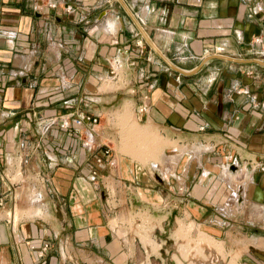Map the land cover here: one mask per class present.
<instances>
[{"label":"crops","instance_id":"0c3cea01","mask_svg":"<svg viewBox=\"0 0 264 264\" xmlns=\"http://www.w3.org/2000/svg\"><path fill=\"white\" fill-rule=\"evenodd\" d=\"M115 1L134 28H120L123 20L96 0H0V264H133L110 231L109 211L113 190L117 207L128 205L141 174L113 154L93 181L97 149L84 151L78 134L59 127L61 117L103 119L115 108L117 92L99 90L112 69L124 86L151 80L140 86L154 89L146 118L184 147L169 151L180 166L160 169L153 192L168 189L179 219L198 221L235 252L236 240L263 230L264 0H122L131 13L141 4L132 14L167 62L186 73L198 68L186 75L148 46ZM47 120L55 123L43 127ZM107 124L95 128L96 147L114 145ZM230 160L231 176L241 175L235 183L223 174ZM31 194L35 210L23 214ZM259 241L241 256L264 255Z\"/></svg>","mask_w":264,"mask_h":264},{"label":"rangeland","instance_id":"374dc122","mask_svg":"<svg viewBox=\"0 0 264 264\" xmlns=\"http://www.w3.org/2000/svg\"><path fill=\"white\" fill-rule=\"evenodd\" d=\"M96 1L102 4L101 6L110 9L112 11L110 15L115 13L118 19L123 20L124 25L120 28H134L130 23L127 25L124 23V21L128 23L129 20L115 0ZM127 2L129 3V0ZM140 5L138 4L132 10L134 15L139 11ZM139 46L144 49V53L149 52L144 42ZM145 63L146 67L148 63L147 61ZM174 65L177 67L190 66L188 63L187 65L186 63ZM162 66H164L163 63ZM148 81L152 83L151 80L144 78L141 82L128 78L124 86L123 80L121 83L120 80L117 82V80L106 79L99 86L101 92H117L119 96L112 103L115 108L107 112L103 119L100 118L102 124H109L108 133L111 137L113 135L115 140L114 145H110L112 156L115 154L119 157L124 170L128 168L138 171L142 180L138 181L139 185L131 184L128 205L117 207L118 204L114 200L117 199V193L114 190L111 193L110 204L114 207H111L109 211L110 231L127 244L133 264H264V255H259L264 253V223L260 224L263 230L252 231L250 236L253 239H245L243 242L236 240L238 250L235 252L232 242L226 243L209 236L201 230L198 221L179 219V209L172 208L173 203L170 202L172 193L168 189L162 186L159 193V189L155 187V192H153V184L158 185L160 169L168 175V166H180L179 160L174 161L176 160L174 153H169V151L174 148L184 149V147L170 142L153 122L146 118L145 112L151 107V96L148 91L152 93L154 89L150 86L143 89L140 86L143 82L149 83ZM168 81V78L158 80L155 87L158 88L161 83L166 84ZM142 91L144 95H141ZM139 96L141 100L137 102L136 99H139ZM109 104L111 105V102ZM198 152H201V149H195L196 157H198ZM169 160H172L171 164ZM183 162L184 159L181 164ZM153 164H155L154 167ZM226 172L231 176L228 169ZM166 178L168 176H165ZM232 182L235 183L234 180ZM179 192L183 195L181 191ZM32 196L34 195H28V206L22 208L23 214L25 209H28V214L35 210L32 208L34 205L30 203ZM252 213L253 209L250 210V214ZM242 227L244 233H250L247 228H254ZM254 239L260 240L259 244L262 246L258 250L259 256L242 257L241 254L248 251V245L252 244Z\"/></svg>","mask_w":264,"mask_h":264},{"label":"built area","instance_id":"2783aa9c","mask_svg":"<svg viewBox=\"0 0 264 264\" xmlns=\"http://www.w3.org/2000/svg\"><path fill=\"white\" fill-rule=\"evenodd\" d=\"M49 6H53L52 3H48ZM67 13H71L72 9L71 8H66L65 10ZM139 42L138 44H140ZM262 39L260 37H256L253 40L254 45H261ZM115 66H119L120 60H117L116 58L113 60ZM111 77L113 78H108L109 80H113L114 77L116 76L115 69H112ZM89 102L91 103H98L97 98L90 97ZM100 116L93 114V113H88V112H82L79 114H75L74 116H67L66 118L62 117L60 118V124L59 127L61 130L68 131L69 129L73 130L76 134H78L79 139H80V145L81 148L86 151H94L97 149L94 158L92 159V163L94 165V170L92 172V180L95 181L96 177L98 176V171L103 167L105 159L111 158L112 156V151L108 146H100L96 147V141H95V128L100 125ZM55 121L53 120H47L43 127H50L53 125ZM42 125V124H41ZM101 150V151H100ZM228 167V170L230 169L231 166H236L233 161L230 160V162L226 165ZM32 200H30L31 204L36 203L37 200V195L33 194ZM3 203L0 200V207H2ZM47 248V246H45Z\"/></svg>","mask_w":264,"mask_h":264},{"label":"water","instance_id":"95a60500","mask_svg":"<svg viewBox=\"0 0 264 264\" xmlns=\"http://www.w3.org/2000/svg\"><path fill=\"white\" fill-rule=\"evenodd\" d=\"M118 2L120 3V5L122 6V8L125 10V12L127 13V15L130 17V19L133 21V23L136 25V27L138 28V30L140 31L142 37L144 38L145 42L148 44V46L161 58L163 59L165 62H167V60H165V58L162 56V54L158 51V49L154 46V44L151 42V40L148 38V36L146 35V33L144 32V30L142 29V27L140 26V24L138 23V21L135 19V17L133 16V14L131 13V11L128 9V7L126 6V4L122 1V0H118ZM214 58H222V59H226V60H231L229 58H225L222 56H214ZM172 68L173 70L181 73V74H192L194 72H196L198 70V68L192 70L189 73L186 72H182L180 70H178L177 68H175L174 66H172L169 62H167ZM236 169L235 166H231L230 170L234 171Z\"/></svg>","mask_w":264,"mask_h":264},{"label":"bare ground","instance_id":"6f19581e","mask_svg":"<svg viewBox=\"0 0 264 264\" xmlns=\"http://www.w3.org/2000/svg\"><path fill=\"white\" fill-rule=\"evenodd\" d=\"M143 142H144V141H143ZM198 153H199V152H198ZM235 167H236V166H235ZM228 172H229V170H228ZM223 174H224L228 179H230L231 181H232V180L235 181L236 179L239 180V179L241 178V175H240V174H238L236 177H235V176H229V175H227V172H225V173L223 172ZM242 175H243V174H242ZM226 177H225V178H226ZM243 177H244V175H243ZM241 183H242V182H241ZM238 195L240 196V194H238ZM258 209L260 210V208H258ZM256 211H257V210H256ZM261 211H262V209H261ZM261 214H262V213H261Z\"/></svg>","mask_w":264,"mask_h":264}]
</instances>
